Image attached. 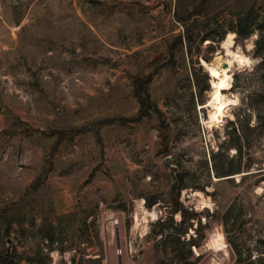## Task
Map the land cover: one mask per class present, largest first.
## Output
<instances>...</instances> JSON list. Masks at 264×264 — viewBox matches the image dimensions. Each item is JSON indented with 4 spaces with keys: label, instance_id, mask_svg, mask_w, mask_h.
<instances>
[{
    "label": "rangeland",
    "instance_id": "1",
    "mask_svg": "<svg viewBox=\"0 0 264 264\" xmlns=\"http://www.w3.org/2000/svg\"><path fill=\"white\" fill-rule=\"evenodd\" d=\"M167 3L0 0V214L10 217L0 255L9 262L264 264L257 34L243 45L233 37L230 49L250 62L234 63L223 93L236 100L207 124L215 108L202 60L224 64L226 48L205 41L203 53L183 54ZM199 68L203 86L209 77L203 104ZM218 150V166L234 174L214 175Z\"/></svg>",
    "mask_w": 264,
    "mask_h": 264
},
{
    "label": "trees",
    "instance_id": "2",
    "mask_svg": "<svg viewBox=\"0 0 264 264\" xmlns=\"http://www.w3.org/2000/svg\"><path fill=\"white\" fill-rule=\"evenodd\" d=\"M167 11L172 14L174 21L183 28L182 33L175 35L173 44L179 46L183 54L193 55V53H203V43L207 41V48H211L214 43L224 40L227 33L233 32L235 44H244V41L253 34H257L254 47V56H259L264 65V0H174L173 5L167 3ZM173 45L168 52L172 54ZM199 71L193 69V77L197 86L196 95L198 102L204 103V91L209 89V77L202 73L205 85L200 82ZM264 76V73H263ZM136 84L143 86L147 92L144 81L135 78ZM141 106H145L144 99L139 92H136ZM144 108V107H142ZM234 124L233 121H231ZM237 151L241 150V145H232ZM222 152H212V171L217 178L232 175V168L226 169L218 166L217 157ZM181 181V180H180ZM179 183V181L177 180ZM183 188L182 183L177 186V190ZM10 223V217L0 214V224L6 227ZM50 239L53 237L50 235ZM10 254V253H9ZM9 254L0 255L3 264H13L9 262Z\"/></svg>",
    "mask_w": 264,
    "mask_h": 264
},
{
    "label": "bare ground",
    "instance_id": "3",
    "mask_svg": "<svg viewBox=\"0 0 264 264\" xmlns=\"http://www.w3.org/2000/svg\"><path fill=\"white\" fill-rule=\"evenodd\" d=\"M234 35L233 32H230L228 37L222 42L228 56L225 60L227 65L223 64L220 56H217L213 63L202 60V64L211 76L212 88L208 105L215 108V110L210 109L209 118L205 120L207 124L219 121L225 115L226 108L236 100L223 93V90H227L231 87L232 75L230 71L234 63L237 62L238 64L246 65L250 62V59L241 52L230 49Z\"/></svg>",
    "mask_w": 264,
    "mask_h": 264
},
{
    "label": "water",
    "instance_id": "4",
    "mask_svg": "<svg viewBox=\"0 0 264 264\" xmlns=\"http://www.w3.org/2000/svg\"><path fill=\"white\" fill-rule=\"evenodd\" d=\"M224 65H227L226 63H224ZM170 157H168V160L170 161ZM7 243H8V251H7V253H9L10 252V250H11V247H12V241H11V238H7ZM13 264H18V263H13ZM119 264H122V259H121V257H119Z\"/></svg>",
    "mask_w": 264,
    "mask_h": 264
}]
</instances>
